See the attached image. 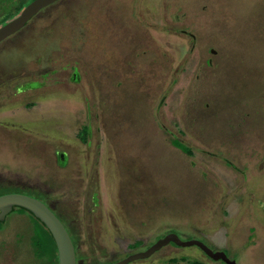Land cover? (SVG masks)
<instances>
[{
    "label": "rangeland",
    "instance_id": "rangeland-1",
    "mask_svg": "<svg viewBox=\"0 0 264 264\" xmlns=\"http://www.w3.org/2000/svg\"><path fill=\"white\" fill-rule=\"evenodd\" d=\"M20 3L0 0V22ZM263 9L264 0H60L40 12L28 25L38 38L16 50L30 57L21 63L28 80L39 75L35 52L50 73L18 93L26 78L0 77V105L40 93L44 131L6 130L12 115L0 112V192L38 198L73 235L59 210L92 205L97 190L98 203L118 206L135 229L153 222L149 241L172 230L213 248L200 232L208 231L237 264H264V36L253 33ZM103 35L109 48L91 53ZM37 111L20 106L13 119L26 126ZM19 211L0 220V264H40L29 245L39 226ZM73 228L90 254V231L100 229ZM96 245L101 257L108 244Z\"/></svg>",
    "mask_w": 264,
    "mask_h": 264
},
{
    "label": "flooded vegetation",
    "instance_id": "flooded-vegetation-1",
    "mask_svg": "<svg viewBox=\"0 0 264 264\" xmlns=\"http://www.w3.org/2000/svg\"><path fill=\"white\" fill-rule=\"evenodd\" d=\"M32 0H22V3L15 9L14 13L4 19L2 22H0V26L4 25L11 19H13L16 15L19 14V12L22 10L24 6H26L29 2ZM60 0H55L52 3L40 8L36 13H34L25 23L18 28L16 31L13 33L7 35L3 39L0 40V77L7 75L8 78H13V79H20L23 77L21 80H25L24 78H31L30 75L26 74L28 66H25L24 69H22L24 65H21L22 60L27 61L29 60L30 57H27L25 54L22 55V50H16L17 47H24V51H28V45L29 42H26L27 45H25V41H29L35 38H38V32L29 30L28 25L30 22L33 21V18L38 15L40 12L44 11L51 5L55 4ZM215 21V25L220 24L221 21L223 20L222 16H215L213 17ZM37 32V33H36ZM182 32L185 33L187 36L190 37V40L192 43L195 42V35L190 33L189 31H185L182 29ZM106 33V31H105ZM253 33L258 37L264 36V9L263 12L258 16V18L255 20L253 24ZM108 35H103L101 38V41L103 44L99 48H93L91 46V53L96 52L95 50L100 49L101 51L106 49L107 47L109 48L108 45ZM106 38V39H105ZM33 41V40H32ZM24 43V44H23ZM41 47V44L37 45V48ZM39 49V48H38ZM209 51L211 53H215V49L210 48ZM33 52V50H32ZM29 51V53H32ZM123 53V51H119ZM4 54H7V56ZM35 56H32L31 61L32 62H37L38 69L35 71L38 75V78L35 79H27V82H20L17 85H14L13 87L15 88V93L24 91L27 88H40L41 86H44L47 75L50 73V71L45 70V62L43 57L41 58L40 54L35 52ZM26 61V63H27ZM30 62V61H29ZM205 65L210 66L211 65V60L210 58H206L205 60ZM41 64V65H40ZM95 64L91 62L90 69L93 70ZM71 69L73 70L72 75L73 78L78 79V68L76 63L74 62L72 64ZM28 70H31L28 68ZM34 71V70H32ZM93 74V73H92ZM25 76V77H24ZM93 76V75H92ZM129 79V78H128ZM35 82L37 85L36 86H28V83H33ZM4 84L3 82H0V85ZM19 90V91H18ZM40 96L41 94L29 96L25 99H20L15 102H8V103H3L0 105V112H8L10 115H12V118H8L7 121H5V126L4 128L9 131H17V130H12L13 127L20 128L21 130H28V128L36 131H44V126L42 125L41 121H39V115L41 114L40 110ZM37 103V104H36ZM13 106V107H11ZM22 107L26 110L28 109H34L38 108L37 115L32 116L31 119H27L26 121V126L25 124H20L18 122H15L13 114V110L18 107ZM11 110V111H10ZM14 117V119H13ZM9 123V124H8ZM41 131V132H42ZM91 131V128H90ZM19 132V131H17ZM90 134V132H89ZM42 137V136H41ZM88 136H86L87 138ZM38 138H40L38 136ZM44 140V138H41ZM173 139V138H172ZM185 144V143H184ZM188 146V145H187ZM189 147V146H188ZM178 148V147H177ZM190 148V147H189ZM179 149V148H178ZM191 149V148H190ZM192 151V150H191ZM183 152V151H182ZM185 153V152H184ZM192 154V153H191ZM65 152H58L57 153V162L60 164L61 161L66 159ZM188 155V154H187ZM12 186H20L23 187L24 185H12ZM4 187V186H0ZM6 193H11V192H6ZM19 193V192H17ZM90 197L89 200H91L92 205L85 206L84 208H81L79 211H74L69 213H63L59 210V215H62L65 220L68 222L71 231L73 232V235L70 233V231L67 229L65 226L72 244L74 248V253H75V264H97L95 262H105V264H114L116 262H119L123 259H126L127 257L134 255V254H140L144 251H146L152 244H154L158 239L163 238L166 234L173 232L172 230H168L164 232V234L160 237L155 238L154 241H149L150 238L155 236L157 234V228L154 226L153 222H141L139 223V229H135L129 221L124 220V212L122 210L119 211L118 206L117 207H110V208H103L102 204L98 203V196H97V190H92L89 192ZM4 194V193H1ZM0 194V195H1ZM55 209H57L56 206L51 205ZM17 207V206H15ZM49 207V206H48ZM87 207V208H86ZM14 208V207H13ZM18 208V207H17ZM51 209V208H50ZM52 210V209H51ZM53 211V210H52ZM122 211V212H121ZM29 212V211H28ZM54 212V211H53ZM118 212V213H117ZM31 213V212H30ZM55 213V212H54ZM103 216H102V214ZM123 213V214H122ZM107 214V215H106ZM17 215L22 216L24 215V212L19 211L17 212ZM55 215L60 219V217L55 213ZM5 217V216H4ZM105 218V219H103ZM3 220V219H2ZM62 222V220L60 219ZM82 226H89L90 229H100V234L95 233L94 231H90V245L92 248L91 253H85L80 249L81 237L78 235V233L74 230L73 225L76 224ZM63 223V222H62ZM81 223V224H80ZM200 229V228H198ZM200 231V230H197ZM202 232L201 234L209 241V243L213 246L210 247L209 245L205 244L201 240L194 239V238H181L179 235V238L182 240H189V239H194L197 241H200L203 243L209 250H211L212 253H224L226 256L227 260L222 259L221 257L218 258H213L211 255H209L207 252H205L199 245L197 244H192V245H178L174 243L173 241H169L168 243L162 245L160 248L150 252L146 256H137L135 258H132L128 260L127 262L123 264H218L217 262L220 261L223 264H231L230 262H234L235 264L236 261L233 259H230L227 254L221 249L223 246H226L225 240H222V238H218L217 241L214 239V237H211L210 232L208 231H200ZM132 233V235H131ZM136 233V234H135ZM251 236H249V239ZM97 238L99 239L100 243H105L108 244L106 248H103L101 252V257L98 256L94 250L97 248ZM222 240V241H219ZM120 241H124V246L121 248L120 246ZM197 246L201 252H196V251H184L179 249V247H189V246ZM161 251L160 253L157 251ZM178 250V251H176ZM183 251V252H182ZM58 256V255H57Z\"/></svg>",
    "mask_w": 264,
    "mask_h": 264
},
{
    "label": "water",
    "instance_id": "water-1",
    "mask_svg": "<svg viewBox=\"0 0 264 264\" xmlns=\"http://www.w3.org/2000/svg\"><path fill=\"white\" fill-rule=\"evenodd\" d=\"M55 0H32L26 6L22 8L18 15L13 19L0 26V40L7 35L13 33L18 28H20L25 21H27L34 13H36L40 8L52 3ZM22 207L25 210L31 212L36 218H38L50 231L57 248L58 263L57 264H75V253L71 238L60 219L55 215V213L41 200L36 197L24 194V193H4L0 195V220L10 212L13 207ZM173 241L178 245H199L205 252L211 255L213 258L221 257L227 260L224 253H212L203 243L200 241L189 239L182 240L179 236L170 232L166 234L163 238L158 239L154 244H152L146 251L140 254H134L126 259H123L114 264H123L128 260L135 258L137 256H146L150 252L160 248L162 245ZM235 264L234 262H230Z\"/></svg>",
    "mask_w": 264,
    "mask_h": 264
},
{
    "label": "trees",
    "instance_id": "trees-1",
    "mask_svg": "<svg viewBox=\"0 0 264 264\" xmlns=\"http://www.w3.org/2000/svg\"><path fill=\"white\" fill-rule=\"evenodd\" d=\"M87 136L86 132H84V139ZM171 143L178 147L181 151L185 152L188 155H191V149L184 143H182L178 138L171 139ZM2 192H0L1 194ZM23 212H27L34 219L36 224L39 226V235L36 231H32L30 235L31 239L29 241V245L31 247V251L33 256L39 261L40 264H57L58 256H57V248L55 241L50 233V231L46 228V226L36 218L32 213L28 212L22 207H18ZM44 235V236H43ZM47 241L46 248L48 252L40 245V241ZM200 264V263H196Z\"/></svg>",
    "mask_w": 264,
    "mask_h": 264
}]
</instances>
